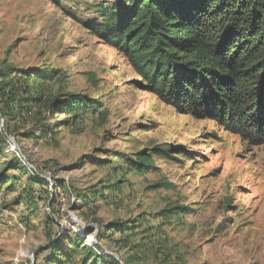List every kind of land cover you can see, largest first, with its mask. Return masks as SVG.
<instances>
[{
  "label": "rangeland",
  "instance_id": "1",
  "mask_svg": "<svg viewBox=\"0 0 264 264\" xmlns=\"http://www.w3.org/2000/svg\"><path fill=\"white\" fill-rule=\"evenodd\" d=\"M97 6V0H0V73L56 71V82L34 89L84 94L107 110L106 120L60 128L54 142L34 147L10 137L9 151L47 182H64L68 195H58L56 218L73 234L94 230L88 245L100 233L104 252L120 264H264V145L252 146L213 121L179 115L140 87L125 59L85 28L100 20ZM45 118L53 124L65 117ZM143 150L156 173L114 176L110 166L98 164ZM111 178L124 181L122 193L88 207L97 210L96 220L76 209L79 202L73 207L72 192L105 186ZM158 183L160 189H151ZM176 206L188 210L160 219ZM38 211L43 219L45 210ZM2 215L0 264H35L47 244L42 225L26 228L22 208ZM142 219L145 225L126 247L103 238L111 223Z\"/></svg>",
  "mask_w": 264,
  "mask_h": 264
},
{
  "label": "trees",
  "instance_id": "2",
  "mask_svg": "<svg viewBox=\"0 0 264 264\" xmlns=\"http://www.w3.org/2000/svg\"><path fill=\"white\" fill-rule=\"evenodd\" d=\"M97 1L100 20L85 28L125 59L140 78V87L179 115L213 121L252 146L264 145V0ZM44 74L13 68L0 73V217L22 208L27 215L20 221L26 228L42 225L47 244L36 252V259H41L35 264H120L104 252L100 233L96 242L88 245L86 238L94 230L79 229L73 234L56 218L61 210L58 195H68L64 182H47L9 151L10 137L33 142L35 147L54 142L60 128H77L87 119L106 120L102 100L35 90L33 85L53 83L59 77L56 71ZM46 115L65 118L50 124ZM111 157L114 160L98 164L110 166L114 176L126 172L145 176L158 171L145 150L134 157ZM123 185L124 181L111 178L105 186L72 192L70 200L74 208L79 202L76 209L96 220L97 210L88 207L107 202L110 196L119 197ZM150 187L158 190L162 186ZM9 197L12 200L8 201ZM38 209L45 210L43 219ZM187 210L168 208L159 214L160 219ZM145 222L111 223L103 238L126 247L138 237L135 232Z\"/></svg>",
  "mask_w": 264,
  "mask_h": 264
}]
</instances>
